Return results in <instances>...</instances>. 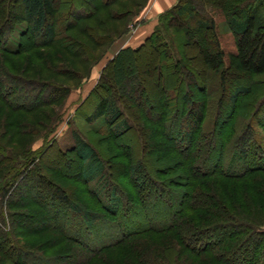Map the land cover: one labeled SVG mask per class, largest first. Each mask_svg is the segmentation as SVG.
Here are the masks:
<instances>
[{"label":"trees","instance_id":"16d2710c","mask_svg":"<svg viewBox=\"0 0 264 264\" xmlns=\"http://www.w3.org/2000/svg\"><path fill=\"white\" fill-rule=\"evenodd\" d=\"M16 4H19L21 15L16 12ZM99 9L95 8L96 11ZM218 15L225 17L234 38L235 53L229 56L227 70L234 77L239 73L264 77V0H177L172 7L159 14L160 20L166 21H164L166 26L158 25L136 48H120L103 68L97 83L81 103L82 107L97 94L93 111L84 118L88 124L103 120L101 128L103 133L98 130L93 131V134L111 135L116 139L133 129L126 107L134 100L135 90L140 85L137 56L148 46L152 52L161 50L166 63L165 70L169 74L173 75L176 68H181L184 74H180L179 91L182 92L181 100L184 106L190 108L194 106L191 93H184L187 86L196 87L205 98L206 104V94L199 80L200 76L195 68L186 64L184 54L188 56V52L184 48L190 45L191 32L207 33L212 46L202 52V63L208 71L222 70L224 52L220 48L215 33V17ZM55 16L53 0H0V103L12 112L29 115L53 103L61 102L62 105L72 90L68 86H62L51 80L25 78V72L18 73L19 68L15 65V59L20 57L26 49L24 40H35V43H31L35 48H51L55 45L57 33L51 23ZM88 16L73 13L74 23L69 24V27H78L79 23ZM18 24H24L25 28L20 32L16 49L12 50L8 46V41ZM170 30L183 36V52L179 59L170 51L169 43L166 41L168 34L171 33ZM74 42L78 43L73 39L72 44H69L72 49ZM77 49L83 50L82 46H78ZM65 50L76 60L81 59L84 54L83 51L76 52L75 49L70 50L67 47ZM47 67L50 72H55L54 66ZM65 71L71 70L65 69ZM226 76L227 71H221V95L216 102L217 113L211 129L208 132L201 131L204 114L194 117L191 132L177 133L175 143L177 148H180L177 152L189 169L194 167L197 169L198 159L194 149H199V144L207 143L211 167L204 172L223 177L232 170L233 163H236L238 169L234 170L235 174L241 173V176L253 178L258 174H264V139L255 147L256 151L261 152L258 154L250 151V153L245 147L244 137L250 135L251 129L247 126L239 133L235 132V118L228 126L226 133L217 138L222 126L220 114L222 115L223 112L222 101L226 97ZM251 93L250 86L236 85L229 101L233 104L238 98L249 97ZM80 111H76L79 116ZM60 118L61 114L58 113L47 126L40 138L43 143L52 140L50 136L54 133ZM161 121L164 122L165 118ZM10 127L14 128L13 140L23 139L33 134L32 125L20 118L15 119L14 125ZM233 136L235 141L233 140L231 144ZM71 137L74 143L67 151H63L55 140L50 144L47 143L48 145L45 143L38 150H33L36 140L31 142L22 153H18L13 147L9 148L8 141H5V144L0 143V253L3 260L6 261L9 257L3 253L2 246L14 252L13 264L58 262L89 264L97 260L106 262V260L109 261L107 256L110 252L123 253L126 249L133 250L141 257L144 250L140 251L134 247L139 242L137 240L139 235L173 230L181 246L202 259L200 264H235L237 260L241 262L240 259L244 260L243 264H264L263 187L259 189V193H256L261 200L259 204L257 203L260 207L256 208L254 217L249 216L250 213L241 208L232 210L216 195L203 193L200 190L173 191L170 189L172 195L178 200V205L168 203L167 211L164 209L159 211L162 206L159 200H155L154 204L147 202V199L153 198L155 194L148 190L145 182L141 180L142 177L149 181L151 177L140 156L128 171L137 187L140 196L138 200L142 205L138 208L139 212L135 210V217L142 216L144 221H139L140 223L137 224L123 223L124 210L116 196L117 188L111 182L106 161L90 142L88 135L83 136L78 130H72ZM1 138L4 139L5 136ZM211 142L215 144L213 147ZM225 147L228 150H225ZM51 150L55 151L60 158L68 154L73 156L80 166L83 185L93 199L97 210L73 203L69 195L59 188L51 187L47 204L40 201L42 185L50 189L49 184L38 174L40 160L41 156ZM185 151H189V154H184ZM149 182L152 189L167 192L163 183L153 180ZM186 186L191 187V183L189 182ZM14 194H18V199L12 204L7 203L6 208L20 211L7 212L5 217L2 208L5 201ZM247 204L255 206L252 201ZM99 212H103L102 215L109 218L100 227L96 225L103 218ZM187 213H192L194 217H189ZM119 216L122 221L118 220ZM6 218L10 223L7 230L4 222ZM167 219L171 222L163 223ZM199 222H203L204 226L199 228ZM36 223L38 225H35ZM52 233L60 238L52 240L48 246H61L62 243H67L53 256L24 249L20 244L19 239L22 236ZM107 235L113 237L104 241ZM209 235L216 236V239L208 241ZM200 240L203 243L191 246V242L197 243ZM81 253H84L85 257L75 261L74 258H78ZM8 263L12 261L8 259ZM0 264L4 262L0 260ZM192 264L195 263L192 262Z\"/></svg>","mask_w":264,"mask_h":264},{"label":"rangeland","instance_id":"374dc122","mask_svg":"<svg viewBox=\"0 0 264 264\" xmlns=\"http://www.w3.org/2000/svg\"><path fill=\"white\" fill-rule=\"evenodd\" d=\"M53 1L56 16L51 20V23L57 33L55 45L51 48H35L31 44L32 42L35 43V40H24L26 49L20 57L15 59V65L19 68L18 73L25 72V78L42 81L51 80L60 83L62 86H68L72 90L62 105L61 102L53 103L47 108L29 115L12 112L0 103V143L5 144V141H8L7 146L9 148L13 147L18 153H22L31 142L36 140L33 150H38L45 143L48 145L55 140L63 151H67L74 143L71 137L72 130H78L83 136L88 135L90 142L93 143L101 157L106 161L108 172L111 174V182L116 185V196L119 198L121 208L124 210L123 223L137 224L140 223L139 221H144L142 216L135 217V210L139 212L138 208L142 205L138 200L140 196L137 187L128 171L140 156L145 162L147 172L151 177L150 180L163 183L167 191L164 193L152 189L150 180L148 181L146 178L144 180L141 177L148 190L155 194L153 198L146 197L148 198L147 202L154 204L155 200H159L162 203L159 211H163V209L167 211L168 203L174 206L178 205V200L172 195L170 189L173 191L200 190L203 193L216 195L230 209L241 208L243 211L250 213L249 216L254 217L256 208L260 207L257 203L259 204L261 199L256 196V193H259L258 191L262 187L264 188V174H258L253 178L241 176V173L235 174L234 170L238 169L236 163H233L232 170L223 177L213 175L211 172H204L211 167L207 143L199 144V149H194L198 159V167L197 169L195 167L189 169L187 163L177 152V149L180 150V148H177L175 143L179 131L185 133L192 131V122L197 115L203 116L204 114L201 131L208 132L211 129L217 113L216 102L221 95L220 73L226 70V97L222 101L223 112L222 115L220 114L222 126L217 138L226 133L228 126L233 123L235 118V132L239 133L247 126L251 129L250 135L244 137L246 149L252 153L254 151L258 154L261 152L256 151L255 147L264 139V84L262 83L264 77L242 73L234 77L227 70L229 56L235 53V45L225 17L220 15L215 17L216 38L221 50L224 52L222 70L218 72L208 71L202 63V52L212 46V41L207 33L191 32L190 45L184 48L188 52V56L184 54L186 64L195 68L200 76L199 80L202 82L206 94V104L205 98L196 87L187 86L184 91L183 85L184 93H191V99L194 103L193 108L185 107L181 100L182 92L179 91L180 74H184L181 68H176L173 75L169 74L165 70L166 63L161 50L152 52L148 46L137 56L140 85L135 90L134 100L129 102L128 107H126L133 129L115 139L111 135L93 134V131H101L102 119L92 124H88L84 120L93 111L97 94L82 107L81 103L97 83L103 68L120 48L129 44L137 47V43L143 42L158 25L162 24L164 26L166 21L160 20L159 15L156 17L150 15L151 18L154 17L153 19L147 18L146 14L152 9L154 0ZM15 7L16 12L21 15V10L18 8L19 4H16ZM96 7L100 9L96 11ZM73 13H79L83 16L92 15L85 17V20L79 23L78 27L73 28L69 27V24L74 23ZM24 28V24L16 25L8 41L10 49H16L20 32ZM81 28L84 30H79ZM170 31L168 39H165L169 43L170 51L179 59L183 52V36L173 30ZM73 39L78 42H74V45L82 46L83 50L77 49L78 46L74 45L73 49L70 47L69 44H72ZM66 47L70 50L75 49L76 52L83 51L84 54L81 59L76 60L67 54ZM170 63L172 62L170 61ZM48 65L54 66V73L50 72ZM65 69L71 71L66 72ZM236 85L250 86L252 93L249 97L238 98L235 103L231 104L229 99ZM76 111H80V116ZM58 113L61 114V118L55 126L54 133L50 136L52 140L43 143L40 138ZM18 118L32 125L33 134L23 139L13 140L14 128H11L10 125H14L15 119ZM163 118H165L164 122L161 121ZM101 132L103 133V131ZM3 135L5 136L4 139L1 138ZM231 138L232 144L235 139L234 136ZM192 139L194 140V138ZM210 144L211 147L215 145L214 142ZM224 149L228 150L227 147ZM184 154H189V151H185ZM41 157L38 174L49 184L50 189L42 185V198L40 201L47 204L50 190L59 188L69 195L73 203L97 210L93 199H91L83 185L80 166L71 154L60 158L55 151L51 150ZM202 171L204 173H201ZM189 182L191 187L187 188L186 185ZM17 199L18 194H14L5 201L2 208L5 217L7 212L20 211L14 208L7 210L6 208L7 203L12 204ZM249 201H252L255 205H252L254 208L248 206ZM99 213L103 214V212ZM187 215L194 217L192 213H187ZM102 216V220L96 223L99 227L104 224V221L109 220L105 215ZM128 219L130 220L128 221ZM118 220L122 221L120 216ZM4 222L6 230L9 229L8 219L6 218ZM168 222L171 221L167 219L163 223ZM199 224V228L204 226L203 222H199ZM35 225H38V223ZM110 237L113 236L107 235L104 241L110 239ZM215 237L209 235L208 241H212ZM58 238L60 237L57 234L52 233L25 235L19 240L24 249L40 251L46 256H53L67 245V243H62L61 246H48L52 240ZM137 240L139 242L134 247L140 251L144 250L141 257L133 250L126 249L123 253L110 252L107 256L109 261L97 260L89 264H173V261H175V264H192V262L200 264V260H202L196 254L181 246L173 230L164 233H146L139 235ZM201 243H203L202 240L197 243L194 241L191 242V246ZM2 247L3 253H6L12 263H8V259L3 260L1 253L0 260L4 264H13L15 260L14 252L7 249L6 246ZM84 257V253H81L78 258L74 259L80 261ZM240 261L237 260L235 264H243L244 260L240 259ZM55 264L63 263L58 262Z\"/></svg>","mask_w":264,"mask_h":264},{"label":"crops","instance_id":"0c3cea01","mask_svg":"<svg viewBox=\"0 0 264 264\" xmlns=\"http://www.w3.org/2000/svg\"><path fill=\"white\" fill-rule=\"evenodd\" d=\"M176 2H177V0H154V2L152 4L153 5L152 9H150L149 13L146 14L147 18H151V16L156 17L157 15L161 14L162 12H164L167 9H169L170 7H172ZM154 17H152L151 19H153ZM141 42L137 43V47L140 45ZM125 47L135 48L136 46H133V45L129 44V45L125 46Z\"/></svg>","mask_w":264,"mask_h":264}]
</instances>
